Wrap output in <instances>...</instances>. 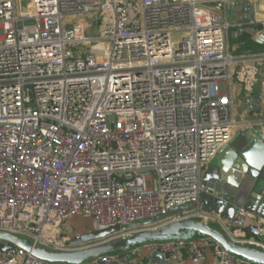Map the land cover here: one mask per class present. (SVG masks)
I'll list each match as a JSON object with an SVG mask.
<instances>
[{
	"label": "built area",
	"instance_id": "obj_1",
	"mask_svg": "<svg viewBox=\"0 0 264 264\" xmlns=\"http://www.w3.org/2000/svg\"><path fill=\"white\" fill-rule=\"evenodd\" d=\"M137 1L134 21L132 0H0V231L66 252L142 230L72 247L66 224L78 215L103 231L177 208L157 225L205 219L264 250V217L240 210L259 227L249 236L200 206L203 168L245 125L234 117L235 80L247 91L260 85L255 127L264 133V51L230 49L231 31L244 26L231 5L252 3L247 24L264 25V0ZM211 243L143 247L201 259ZM141 250L83 264L132 262ZM214 254L248 264L219 246ZM0 264L50 263L17 249L0 251Z\"/></svg>",
	"mask_w": 264,
	"mask_h": 264
},
{
	"label": "water",
	"instance_id": "obj_2",
	"mask_svg": "<svg viewBox=\"0 0 264 264\" xmlns=\"http://www.w3.org/2000/svg\"><path fill=\"white\" fill-rule=\"evenodd\" d=\"M254 42L264 45L263 35L254 38ZM255 125L256 123H245L243 128L233 134L230 142L219 150L212 163L203 168L201 203L205 206V213L217 215L230 231L241 230L246 235L257 237L260 235L259 227L247 224L245 216L240 213V210L245 209L264 217V133ZM235 184L239 185L238 189ZM188 209L189 207L183 208ZM181 210L175 208L156 219L149 218L127 226L76 236L70 242L72 247H81L121 231L142 229L125 239L66 252L50 251L34 245L29 239L0 231V251L15 253L20 249L50 264H83L105 255L131 252L147 244L209 238L212 241L209 248L213 252L219 246L229 255L248 264H264L263 249L235 243L221 228L205 219L157 225ZM172 256L152 252L149 262L167 264L172 261Z\"/></svg>",
	"mask_w": 264,
	"mask_h": 264
},
{
	"label": "crops",
	"instance_id": "obj_3",
	"mask_svg": "<svg viewBox=\"0 0 264 264\" xmlns=\"http://www.w3.org/2000/svg\"><path fill=\"white\" fill-rule=\"evenodd\" d=\"M255 10L256 9L254 5L246 1H237L235 4L231 5V20L244 25L241 29H233L230 33V40L235 41L236 43V47L233 50L230 46L231 52L235 55H244L247 53L264 51V45L254 42V38L258 37L259 35H263L264 37V25L259 24L257 26H250L247 24L249 19L253 17ZM257 31L260 32L259 35H257ZM252 42L255 43V45H253ZM235 92H237V94H235ZM233 98V110L236 120L242 123H258L262 119L261 92L260 85L258 83L255 85L252 91H247L235 80L233 86ZM239 130L240 129H235V132ZM235 186L238 189L239 185L235 184ZM200 206L203 211L205 206L202 203ZM245 218L247 224L257 226L252 218L247 216ZM85 220H91L90 222L93 225L92 218L84 215L73 217L67 222V233L72 239L76 236L94 231L92 228L89 230ZM141 251V255L136 257L132 261V264H152L149 262L151 252L147 249H144V247H142ZM180 253L181 255L179 260H172L167 264H220L214 252L211 251L209 247L204 249V256L201 259L194 257L187 249H184Z\"/></svg>",
	"mask_w": 264,
	"mask_h": 264
},
{
	"label": "rangeland",
	"instance_id": "obj_4",
	"mask_svg": "<svg viewBox=\"0 0 264 264\" xmlns=\"http://www.w3.org/2000/svg\"><path fill=\"white\" fill-rule=\"evenodd\" d=\"M131 4H132L131 9H132V12H133V20L136 21V20L140 19V11H139V7H138V1L136 2V0H132ZM95 29H97V28H95ZM92 32L95 33L96 30H93ZM87 34H88V32H87ZM230 46H231V49L233 50L236 47L235 41L230 40ZM234 80H235V78H234ZM235 94H237V92H235ZM261 118H262V116H261ZM90 221L89 220H85L86 225L88 226L89 230H91V228L94 229V225H92V223ZM212 223L214 225H216L214 222H212Z\"/></svg>",
	"mask_w": 264,
	"mask_h": 264
},
{
	"label": "trees",
	"instance_id": "obj_5",
	"mask_svg": "<svg viewBox=\"0 0 264 264\" xmlns=\"http://www.w3.org/2000/svg\"><path fill=\"white\" fill-rule=\"evenodd\" d=\"M253 45H255V43L252 42Z\"/></svg>",
	"mask_w": 264,
	"mask_h": 264
}]
</instances>
